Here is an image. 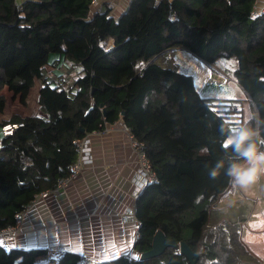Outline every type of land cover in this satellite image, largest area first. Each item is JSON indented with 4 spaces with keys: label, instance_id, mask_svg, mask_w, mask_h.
Wrapping results in <instances>:
<instances>
[{
    "label": "trees",
    "instance_id": "trees-1",
    "mask_svg": "<svg viewBox=\"0 0 264 264\" xmlns=\"http://www.w3.org/2000/svg\"><path fill=\"white\" fill-rule=\"evenodd\" d=\"M257 1L130 0L116 17L110 5L94 8L92 0H0V113L8 106L4 87L27 106L41 83L40 113L0 121V229L15 226L19 213L71 174L79 140L122 121L156 175L134 205L139 256L162 230L199 254L195 264H262L239 241L238 224L215 227L214 204L231 183L223 170L215 180L208 176L230 127L249 113L264 119V10ZM178 49L209 65L235 59L231 75L247 98L202 95L178 69ZM62 65L76 71L70 82L55 75ZM8 123L23 125L4 135ZM46 247L0 244V264H84L73 252L40 259ZM94 264L192 262L170 247L151 259L125 255Z\"/></svg>",
    "mask_w": 264,
    "mask_h": 264
},
{
    "label": "crops",
    "instance_id": "crops-1",
    "mask_svg": "<svg viewBox=\"0 0 264 264\" xmlns=\"http://www.w3.org/2000/svg\"><path fill=\"white\" fill-rule=\"evenodd\" d=\"M129 2L101 0V4L113 8L116 17ZM256 7L264 10V0H258ZM63 65L53 69L55 75L72 80L76 71L69 72ZM118 128L116 124L107 125L105 130L89 135L92 156L81 176L63 194L39 197L30 205L18 232L10 240L12 247L36 250L58 242L69 245L71 252L97 262L125 255L137 257L139 223L134 218H124L126 209L136 201L132 182L137 164Z\"/></svg>",
    "mask_w": 264,
    "mask_h": 264
},
{
    "label": "rangeland",
    "instance_id": "rangeland-1",
    "mask_svg": "<svg viewBox=\"0 0 264 264\" xmlns=\"http://www.w3.org/2000/svg\"><path fill=\"white\" fill-rule=\"evenodd\" d=\"M175 54L178 69L183 73L192 75L194 83L202 95H213L217 98H224L223 100L245 96L246 92L234 81L233 75H231L236 69L235 59L220 58L214 65H209L185 49H178ZM65 71L67 72V70ZM67 81L70 82L71 80L67 79ZM64 82L66 83V81ZM40 86L41 83L37 80L27 98V106H24L4 87L1 93L6 96L8 106L3 114L0 113V121L11 118L15 114L40 113L37 103ZM118 129L123 134L124 144L133 152L138 167L139 155L128 145V138L122 129ZM230 185L227 192L220 195L214 204V210H217L215 227H218L219 223L223 224L226 220L234 222L235 225L238 224L239 241L258 261L264 264V175H261L256 183L244 189L235 187L233 190V185ZM132 196L135 198L134 186ZM136 256L139 257V254Z\"/></svg>",
    "mask_w": 264,
    "mask_h": 264
},
{
    "label": "built area",
    "instance_id": "built-area-1",
    "mask_svg": "<svg viewBox=\"0 0 264 264\" xmlns=\"http://www.w3.org/2000/svg\"><path fill=\"white\" fill-rule=\"evenodd\" d=\"M92 5L94 8L100 6L101 0H92ZM258 10V9H257ZM23 123L17 124H6L2 127L4 135L12 134L13 130L17 127L22 126ZM120 129L125 133L128 138V145L133 149V151L137 152L140 157L137 170L135 171L133 177V186L135 189V198L138 197L139 193L152 181L156 180V175L153 171L152 164L146 157L144 153V145L142 142L138 141L137 138L133 135L130 127L119 121L116 123ZM78 159L77 162L73 165L71 169V174L62 179L56 188L51 190H47L43 192L39 197L45 198L49 195L59 196L63 194L70 185L75 182L84 171L85 166L92 156V146L91 139L86 136L84 139L78 141ZM27 209L24 212H21L17 215V224L15 226H10L7 228L0 229V244L5 247H10V240L16 235L18 232V228L21 223L24 221L25 214ZM134 206H130L126 209L124 213V218L126 220L133 218L134 216ZM67 252H71V247L69 245H62L58 242H53L47 245L45 249V253L39 256L40 259L51 261L53 259H59L64 256ZM81 261L84 264H94L97 261L88 258L85 256H81Z\"/></svg>",
    "mask_w": 264,
    "mask_h": 264
},
{
    "label": "clouds",
    "instance_id": "clouds-1",
    "mask_svg": "<svg viewBox=\"0 0 264 264\" xmlns=\"http://www.w3.org/2000/svg\"><path fill=\"white\" fill-rule=\"evenodd\" d=\"M253 120H257L256 127L249 123ZM262 126L264 119H257L255 114L249 113L245 123L230 127L226 138L221 142L224 154L209 168V179H217L220 170H223L233 187L244 189L256 183L264 175ZM209 151L206 146L201 148L204 154Z\"/></svg>",
    "mask_w": 264,
    "mask_h": 264
},
{
    "label": "water",
    "instance_id": "water-1",
    "mask_svg": "<svg viewBox=\"0 0 264 264\" xmlns=\"http://www.w3.org/2000/svg\"><path fill=\"white\" fill-rule=\"evenodd\" d=\"M170 247L186 255L192 264H195L199 258V254L195 253L185 242H178L175 239H170L162 230H157L152 239L151 249L143 252L140 259L146 260L160 256Z\"/></svg>",
    "mask_w": 264,
    "mask_h": 264
}]
</instances>
